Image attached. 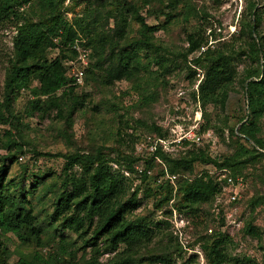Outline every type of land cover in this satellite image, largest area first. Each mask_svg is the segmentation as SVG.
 <instances>
[{"label": "rangeland", "instance_id": "rangeland-1", "mask_svg": "<svg viewBox=\"0 0 264 264\" xmlns=\"http://www.w3.org/2000/svg\"><path fill=\"white\" fill-rule=\"evenodd\" d=\"M57 8L64 18L72 24L76 18H84L82 26L95 21V31L99 35L107 36L108 40H117L118 48L127 47L129 43L140 39L139 25L132 21L128 14V27L125 38L118 40L114 33V21L109 15L117 14L119 6L126 4L138 8L139 14L145 18L149 26L163 25L166 20L162 13H172L174 20L166 29L157 30L152 37V43L159 48L160 58L167 62L160 66L149 63L156 60L153 49L140 50L139 62L143 68L131 80L114 82L111 86H103L94 80L93 72L87 73L96 60L92 56V48H87L88 64L84 67L82 84L74 85V97L84 99V108L74 111L71 121L66 119L69 101L62 105L61 113L56 110L44 115L37 112L28 113V101L32 99L28 91L19 93L14 102L12 112L17 120H12L15 128L10 124L0 122V158L7 155L3 149L9 132L12 139L22 148V154H17L16 161L6 164L8 167L6 179L9 181V190L18 194L20 187L26 190L35 189L38 177L48 175L34 195L26 196L40 225L48 232L44 239L45 247L38 249L34 246L21 245L16 237L10 233H0V263L17 264L21 257H35L33 264H57L55 259L60 256V264H81L92 256V246H83V240L72 230L64 229L61 221L64 213L56 210L54 193H45L44 188L55 185V191L61 189L63 179V160L48 158L39 154H69L76 151L87 153L102 148V153L111 160L109 165L112 171H119L131 181V192L135 185H139L136 199L140 208L129 216L153 217L159 219L161 211H154V203L159 196H154L153 186L147 191L144 183L139 184L136 176L129 174L115 161L118 150L123 155L138 156L137 147L141 140L152 133L149 126L155 125L165 133V139H174L173 131L181 130L193 132L201 137L198 143L184 144L173 147L169 153L174 157L185 154L187 150L202 148L212 159H223L233 155L238 144L242 143L239 127L248 114L246 95L243 89L245 75L256 65L246 56L247 49L242 41L237 40L240 28L247 15L248 0H55ZM257 7L264 4V0H255ZM18 10L22 17L31 21L45 19L47 14L38 8L37 0H18ZM175 7L170 9L168 7ZM201 29L208 38L211 49L222 50L234 56L233 65L236 78L228 90L225 108L222 110L216 105L203 107L198 100V86L203 79L204 71L193 64L185 65L182 58L177 56L187 47L186 35ZM259 31L264 34V16L259 25ZM79 43L86 42V34L76 30ZM17 29L0 16V101L3 100L5 69L9 60L13 58V39ZM82 40V41H81ZM81 49L79 45L74 50ZM206 48V47H205ZM71 48H64L63 54L69 61L77 58L71 54ZM119 51V50H114ZM203 52V51H202ZM58 50L50 51L48 58L59 56ZM199 53L189 57V61ZM160 58H157L160 61ZM193 71L194 76H193ZM192 76V77H191ZM37 85V81H33ZM60 93H58L59 95ZM151 95L152 103L142 104L144 97ZM45 100L46 97H43ZM59 114V115H58ZM209 126L204 132L201 129ZM230 129L233 133H230ZM259 132L256 137L264 141V117L258 122ZM156 135V134H152ZM136 137V138H135ZM135 138V139H134ZM167 171L165 164H160ZM160 167H154L152 173H157ZM75 171H79L78 168ZM211 165L196 164L193 172L184 176L189 180L196 177L207 179L211 176ZM128 173L126 176L124 173ZM230 171H228L229 173ZM237 178L243 177L242 186L238 190L234 203L221 204L222 223L214 219L216 197L207 204L197 206L196 213H179L182 219V239L173 233L172 213L168 218L169 226L160 225V231L153 242L142 249L135 257L137 264H150V261L159 260V256L167 257L169 264H210L208 261L209 249L203 245L210 243L213 235H224L228 238L223 246L224 252L233 261L250 260L254 264H264V159L251 161L241 169ZM215 179V176H213ZM216 180V179H215ZM217 181V180H216ZM34 184V187L30 188ZM58 192V191H57ZM130 192V194H131ZM56 193V192H55ZM129 197V195H128ZM226 200V199H224ZM172 212V211H171ZM232 215L231 221L225 223V216ZM159 217V218H158ZM155 218V219H156ZM252 224L260 234V238L246 235L244 228ZM52 225V228L51 226ZM213 229V234L207 228ZM59 232L68 246L67 251L74 253V261L67 254H59ZM169 234L172 239H169ZM90 232L86 234V237ZM100 250L98 264H109L115 253L108 252L102 241L96 242ZM56 251V252H55ZM52 256L50 261L47 258ZM43 257V258H40ZM161 264V263H156Z\"/></svg>", "mask_w": 264, "mask_h": 264}, {"label": "trees", "instance_id": "trees-1", "mask_svg": "<svg viewBox=\"0 0 264 264\" xmlns=\"http://www.w3.org/2000/svg\"><path fill=\"white\" fill-rule=\"evenodd\" d=\"M37 4L39 10L45 12L47 16L45 19L39 18L34 22L23 18L19 13L18 0H0L1 18L17 29L13 39V58L9 60L5 69L4 94L3 100L0 101V122L10 124L13 128L15 127L12 120H17L12 112L13 102L23 91H28L32 97L28 101L30 115L35 112L44 115L53 110L61 113L62 105H65L63 101H69L66 119L71 121L74 111L84 108V99L73 96L74 79L68 75L65 66L68 58L62 53L64 48H71V55L76 57L75 45L86 49L91 47L92 56L95 55L96 60L87 69V73H100V75L94 74V80H98L103 86H111L117 81L133 79L143 69L139 62L140 50L153 49L157 58H160L159 48L151 41L153 34L159 29L165 30L175 18L171 12H163L166 18L164 24L149 26L145 18L139 14L137 7L127 3L125 8L119 6L117 14H111L108 17L114 21V33L117 39L125 38L128 14L132 21L139 25L141 38L132 41L127 47L117 49V40H108L105 43L104 38L107 36L99 35L95 31L94 20L92 24L84 28L82 26L84 18H76L70 24L57 8L55 0H37ZM263 16L264 4L257 7L255 0H248L247 15L237 40L243 42L247 49L246 56L256 66L251 68L243 79L248 114L242 118L241 121H245L238 129L242 143L238 144L237 151L230 157L219 160L212 159L202 148L187 150L185 154L178 157L165 153L159 148L154 157L145 159L143 163L145 168L152 170L154 167H160L156 174L152 173L150 176L144 174L139 180V184L144 183V186L148 187L147 191L154 189V196H159L154 203L155 213L163 210L159 219L153 217V214L150 215L151 217L129 218L140 208V203L135 198L139 185H135L131 192V180L119 171H112L109 165L112 161L102 153V148L87 153L76 151L69 154H39L63 160L61 189L57 192L55 185H48L44 190L45 193H54L55 209L65 214L61 221L62 227L76 233L83 240V246H89V244L92 246V256L88 260H83L81 264H98L100 250L96 247V242L102 240L108 252L115 253L109 264H137L135 257L153 242L160 231V225L169 226L168 218L171 210L183 214L196 213L198 205L207 204L214 199L220 193L221 187L213 175L207 179L196 177L192 180L184 176L192 173L196 164L226 169L227 172L230 171L228 175L231 178L237 179L241 175L239 172L246 167L247 163L264 159V141L256 137L259 132L258 122L264 117V34L259 31ZM77 29L86 34V42L79 43ZM185 41L187 47L177 56L182 58L186 66L193 64L204 71L197 94L200 104L203 107L210 104L216 105L223 110L229 87L237 76L233 65L234 56L222 50L211 49L208 46V38L201 29L187 34ZM201 48H204L203 52ZM53 50H58L60 55L48 58V53ZM197 53L199 55L189 61V57ZM88 56L90 57V54ZM157 58L149 63L154 62L163 66L162 64L167 62L165 58H160V61ZM187 68L189 69L188 66ZM194 73L193 71V76ZM33 81H37V85H33ZM43 97L46 99L44 100ZM152 101L153 97L148 95L143 98L142 104L148 105ZM208 127L201 129V132L206 131ZM149 128L152 133L148 135L156 134L158 137L165 138V133L160 127L150 125ZM230 133H233L232 129ZM6 135L8 138L3 149L7 151V155L0 158V233L2 235L10 233L21 245L41 249L45 247L44 239L48 238V232L38 223L33 207L29 205L26 196H33L39 186L43 187L42 180L48 175L38 177L34 183L35 189L26 190L20 187L18 194H12L8 186L9 181L6 179L8 170L6 164L8 161L10 163L16 161L17 154H22V148L12 139L9 132ZM183 144L190 145L187 142ZM116 152L115 162L135 177L134 167L140 163L141 158L123 155L118 150ZM155 157L166 165L169 174L177 176L175 192L168 181L158 182L159 178L164 176L165 170L160 163L156 162ZM76 168L79 171H75ZM240 179L244 180L243 177ZM34 184L30 188L34 187ZM150 186L153 187L150 189ZM49 226L52 228V225ZM88 232L90 235L86 237ZM244 232L246 235L260 238L259 232L250 223L245 226ZM213 236L210 243L202 246L204 250L209 249L210 264H254L250 260L230 259L223 250L228 238L224 235ZM59 237L56 250L60 249L59 254H67L75 263L74 253L67 251L65 246L68 245L60 232ZM169 239H172L170 234ZM35 257L38 258V254H35L32 259L21 257L17 264H33ZM59 258L60 256L55 259V263L60 264ZM157 258L159 260L150 261V264H169L167 257ZM51 259L52 256L47 258V261Z\"/></svg>", "mask_w": 264, "mask_h": 264}, {"label": "built area", "instance_id": "built-area-1", "mask_svg": "<svg viewBox=\"0 0 264 264\" xmlns=\"http://www.w3.org/2000/svg\"><path fill=\"white\" fill-rule=\"evenodd\" d=\"M77 50V58L74 61H69L68 63V75L74 79V85H81L83 76H84V67L88 64V55L89 52L86 48L76 49ZM201 51H204V48H201ZM174 133V139L171 141L166 140L165 138L158 137L157 135H150L145 137L143 140L140 141L139 146L137 147L138 150V156L141 158V161L139 164L135 165L134 171L135 176L138 179V182L140 180V177L142 175L150 176L152 175V170L147 169L144 167L143 163L145 159L149 157H154L155 152L157 149H161L165 153H171L173 147H179L184 142L187 143H198L201 141V137L197 136L193 132H187L184 130H181L180 132L173 131ZM156 162L160 163V160L155 157ZM212 171L210 172L211 175L215 176V179L219 183L221 187L220 193L216 196V205L214 207V219L219 222L223 217L221 216L220 206L221 204H229L234 203L237 199L238 190L242 186V179L237 178L233 179L228 175V172L226 169H216L214 166H211ZM126 176L128 173H124ZM177 176L171 175L165 170V174L163 177H160L158 182L161 180L168 181V183L173 186L174 192L176 190L175 182H176ZM226 199V200H224ZM172 212V224H173V233L175 236H177L179 239H182V228L183 226L180 225L182 219L179 217V215L176 213L175 210H171ZM232 218L231 214H228L225 216V223L229 222L230 224H234L235 221H231ZM209 234L213 233V229L209 228L207 230Z\"/></svg>", "mask_w": 264, "mask_h": 264}]
</instances>
